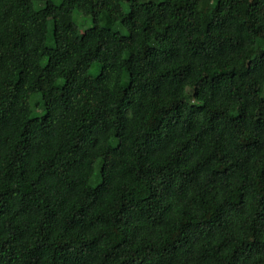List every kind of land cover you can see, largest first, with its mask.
<instances>
[{"label": "trees", "instance_id": "obj_1", "mask_svg": "<svg viewBox=\"0 0 264 264\" xmlns=\"http://www.w3.org/2000/svg\"><path fill=\"white\" fill-rule=\"evenodd\" d=\"M127 3L0 0V264H264V0Z\"/></svg>", "mask_w": 264, "mask_h": 264}, {"label": "rangeland", "instance_id": "obj_2", "mask_svg": "<svg viewBox=\"0 0 264 264\" xmlns=\"http://www.w3.org/2000/svg\"><path fill=\"white\" fill-rule=\"evenodd\" d=\"M58 1L59 0H53V2L55 3H57ZM121 1L123 4V8L126 10L128 8L127 6L128 0H121ZM154 1H158V0H154ZM71 17L73 22L76 24L79 32H82L85 28L93 24L92 19L88 16L83 15L82 12L77 8H74L72 10ZM112 28L121 31L124 34L127 32L126 27L120 24H114L112 25ZM95 72H96V68L90 67V73L94 74ZM31 101H32L31 107L33 109V112L38 113L39 112L38 110L40 109V106L38 105L39 97L33 94L31 95Z\"/></svg>", "mask_w": 264, "mask_h": 264}]
</instances>
